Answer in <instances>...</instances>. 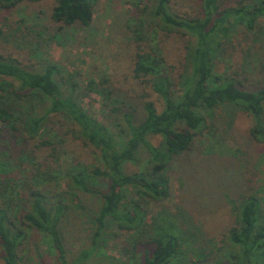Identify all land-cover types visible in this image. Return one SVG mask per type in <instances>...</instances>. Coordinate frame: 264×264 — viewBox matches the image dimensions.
<instances>
[{
	"label": "trees",
	"instance_id": "obj_1",
	"mask_svg": "<svg viewBox=\"0 0 264 264\" xmlns=\"http://www.w3.org/2000/svg\"><path fill=\"white\" fill-rule=\"evenodd\" d=\"M39 1L0 0V8ZM96 1L53 0L51 19L62 26L78 23L87 27ZM197 2L196 14H188L175 11L171 0L142 1L143 7L138 12L140 17H146L135 21L132 32L136 45L133 77L145 80L161 102V109L150 100L142 104L141 113L139 108L125 102L112 106L121 122L117 125L120 141L80 103L81 96L90 92L110 101L112 91L105 87V81H90L87 87L78 88L73 80L60 76L54 65L29 69L18 59L0 54V123L4 126L0 130L8 136L5 149L9 152L0 154L3 264H26L24 246L30 233L42 237L57 264H87L98 252L104 231L111 224L134 234L123 247L126 261L109 259L106 264H173L179 255V237L164 227L163 218H147L149 203L162 201L170 194L168 165L175 157L191 151L197 137L210 133L208 121L213 118V110L225 105L242 109L252 120L249 131L252 140L264 144V78L259 76L253 81L241 76L242 72L229 71L228 57L225 70L216 69L235 30L242 27L253 33L259 22L264 21V0ZM152 32L157 37L187 39L184 70L177 87L167 72L162 49L158 43L150 42ZM53 117L69 121L73 138L96 151L100 166L77 164L61 174L52 167L43 170L44 165L37 162L33 151L20 149L16 155L11 153V140H36ZM151 137H158L159 142L153 144ZM62 142L43 140L36 148L46 147L49 159L56 161V149ZM140 149L147 154L144 166L138 172L126 174L123 165L136 163ZM93 178L105 180L107 191L92 188ZM60 180L64 191L54 192L47 187L58 185ZM77 191L97 194L102 202L92 216L95 228L89 246L69 255L60 225L69 209L67 202L71 197L75 200ZM127 191L133 197L127 198ZM233 204L235 224L222 242L237 251L221 248L215 255L203 254L185 264H264V211L260 199L247 190Z\"/></svg>",
	"mask_w": 264,
	"mask_h": 264
},
{
	"label": "rangeland",
	"instance_id": "obj_2",
	"mask_svg": "<svg viewBox=\"0 0 264 264\" xmlns=\"http://www.w3.org/2000/svg\"><path fill=\"white\" fill-rule=\"evenodd\" d=\"M142 1L97 0L87 27L78 23L71 26L55 23L51 19L53 0L0 8V54L18 59L29 69L54 65L60 76L73 80L78 88L87 87L90 81H105V87L112 91L110 101L90 92L81 96L80 103L120 141L122 136L117 125L121 122L112 112V106L125 102L139 108L141 113L142 104L150 100L161 109V102L145 80L141 82L133 77L136 45L132 32L135 21L146 17H140L138 12L143 7ZM171 6L179 13L196 14L198 10L197 0H171ZM149 38L151 44L158 43L162 49L167 72L177 87L178 77L184 70L187 39L157 37L153 32ZM146 46L144 44L143 48ZM227 57L229 71H244L241 76L253 81L259 76L264 78V21L259 22L253 33L242 27L235 30L225 55L216 63L218 72L225 70ZM251 124V118L234 105L216 108L212 120L208 121L210 133L197 137L191 151L175 157L168 165L170 194L162 201L149 203L147 218H163L164 227L179 237V255L173 264H185L203 254L215 255L221 248L237 251L222 240L235 224L233 201L241 193L250 190L256 194L264 211V144L252 140ZM0 129H4L1 123ZM7 139L0 130V154H9L5 149ZM150 139L155 145L159 142L158 137ZM43 140L63 141L57 146L56 161L49 159L46 147L36 148ZM9 149L15 155L20 149L33 151L37 162L44 165L43 170L52 167L60 173L77 164L90 168L101 165L96 151L74 139L69 121L62 117H53L36 140H11ZM136 158V163L123 165L126 174L140 171L147 154L140 149ZM90 185L107 191L108 185L101 178L91 179ZM47 187L54 192L65 190L61 180L58 185L48 184ZM75 194V200L71 197L67 202L69 209L60 225L63 245L69 255L89 246L95 228L92 216L102 202L94 193L77 191ZM126 195L133 197L130 191ZM133 234L116 229L115 224L109 225L98 252L87 264H106L109 259L126 261L123 247L130 243L129 237ZM53 255L39 234L30 233L24 246L26 264H57ZM0 264L3 263L0 261Z\"/></svg>",
	"mask_w": 264,
	"mask_h": 264
}]
</instances>
